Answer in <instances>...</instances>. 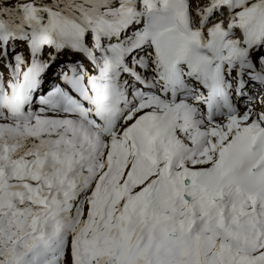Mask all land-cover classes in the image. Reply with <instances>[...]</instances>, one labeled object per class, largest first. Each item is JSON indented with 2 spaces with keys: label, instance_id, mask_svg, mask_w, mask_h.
Listing matches in <instances>:
<instances>
[{
  "label": "snow or ice",
  "instance_id": "snow-or-ice-1",
  "mask_svg": "<svg viewBox=\"0 0 264 264\" xmlns=\"http://www.w3.org/2000/svg\"><path fill=\"white\" fill-rule=\"evenodd\" d=\"M0 264H264V0H0Z\"/></svg>",
  "mask_w": 264,
  "mask_h": 264
}]
</instances>
